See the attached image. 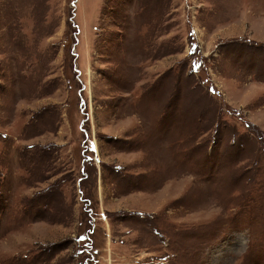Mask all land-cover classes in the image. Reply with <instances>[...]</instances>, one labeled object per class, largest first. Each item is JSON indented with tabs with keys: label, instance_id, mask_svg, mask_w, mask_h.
<instances>
[{
	"label": "rangeland",
	"instance_id": "rangeland-1",
	"mask_svg": "<svg viewBox=\"0 0 264 264\" xmlns=\"http://www.w3.org/2000/svg\"><path fill=\"white\" fill-rule=\"evenodd\" d=\"M0 264H264V0H0Z\"/></svg>",
	"mask_w": 264,
	"mask_h": 264
}]
</instances>
